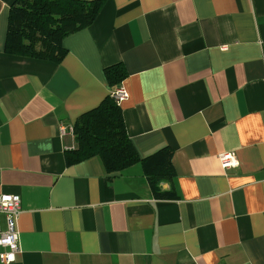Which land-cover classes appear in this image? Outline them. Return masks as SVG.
I'll use <instances>...</instances> for the list:
<instances>
[{
    "label": "crops",
    "instance_id": "crops-1",
    "mask_svg": "<svg viewBox=\"0 0 264 264\" xmlns=\"http://www.w3.org/2000/svg\"><path fill=\"white\" fill-rule=\"evenodd\" d=\"M13 1L0 0V194L21 209L10 264H264V0H104L59 63L4 52ZM116 63L138 155L172 150L170 197L141 162H66L68 128L113 92ZM223 152L238 165L222 169Z\"/></svg>",
    "mask_w": 264,
    "mask_h": 264
},
{
    "label": "trees",
    "instance_id": "trees-1",
    "mask_svg": "<svg viewBox=\"0 0 264 264\" xmlns=\"http://www.w3.org/2000/svg\"><path fill=\"white\" fill-rule=\"evenodd\" d=\"M103 4L104 0H14L8 11L4 52L59 63L67 52L63 39L90 26ZM104 75L109 86L116 89L126 71L121 63H116L105 67ZM72 127L77 145L68 151L67 163L97 156L105 171L115 174L141 162L152 193L158 198L172 196L160 187L173 176L172 150L162 148L141 158L126 132L121 108L112 93L81 113Z\"/></svg>",
    "mask_w": 264,
    "mask_h": 264
},
{
    "label": "built area",
    "instance_id": "built-area-1",
    "mask_svg": "<svg viewBox=\"0 0 264 264\" xmlns=\"http://www.w3.org/2000/svg\"><path fill=\"white\" fill-rule=\"evenodd\" d=\"M261 55L264 64V41L260 42ZM117 102L128 97L127 91L118 86L113 92ZM61 134L65 132L61 127ZM69 131L73 133V127ZM222 169L233 168L238 165V159L233 152H223L218 155ZM20 197L17 194H0V263L10 264L15 261L17 254L21 252L19 246V231L17 220L20 213Z\"/></svg>",
    "mask_w": 264,
    "mask_h": 264
}]
</instances>
